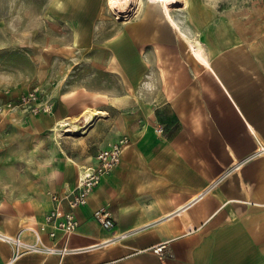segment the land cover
<instances>
[{
    "label": "crops",
    "instance_id": "crops-1",
    "mask_svg": "<svg viewBox=\"0 0 264 264\" xmlns=\"http://www.w3.org/2000/svg\"><path fill=\"white\" fill-rule=\"evenodd\" d=\"M145 14L100 20L94 38L82 25L76 43L55 39L54 111L0 115L23 143L0 165V264H264V0H188L174 12L206 61L166 19ZM58 60L81 63L79 82L64 80ZM124 136L119 164L75 210L76 232L53 241L51 193L74 187L79 166H95ZM101 208L112 230L94 216ZM35 233L67 250H16L8 239L35 243Z\"/></svg>",
    "mask_w": 264,
    "mask_h": 264
},
{
    "label": "rangeland",
    "instance_id": "rangeland-1",
    "mask_svg": "<svg viewBox=\"0 0 264 264\" xmlns=\"http://www.w3.org/2000/svg\"><path fill=\"white\" fill-rule=\"evenodd\" d=\"M100 20L118 21L107 8L106 0H0V103L5 101L7 91L18 95L41 86L50 92L62 78L51 73L54 68L49 57L55 39L73 38L76 43L82 25L89 28L84 30L86 37L94 38L96 31L92 28ZM109 33L104 31L102 35ZM69 55L74 57V53ZM56 62L58 69L64 66L66 82H79L71 77L81 72L78 60L71 65ZM77 86L72 83L64 88ZM65 128H56V135L65 133ZM21 146L23 143L12 141L0 124V165L8 163L10 152L21 150ZM12 147L16 149L13 151Z\"/></svg>",
    "mask_w": 264,
    "mask_h": 264
},
{
    "label": "built area",
    "instance_id": "built-area-1",
    "mask_svg": "<svg viewBox=\"0 0 264 264\" xmlns=\"http://www.w3.org/2000/svg\"><path fill=\"white\" fill-rule=\"evenodd\" d=\"M5 95V101L0 103V115L8 112H18L23 115L24 119H28L33 116L51 114L54 111L55 103L53 97L48 90L41 86H33L23 90L21 93H18V95L10 94L7 91ZM155 130L158 133H162L163 127H157ZM128 144L129 138L124 136L109 148L99 151L96 156V165L83 167L74 187L66 189L65 191L51 193L54 207L45 215V223L46 225L52 226V228L47 229V233L53 241L58 236V233L63 236H70L76 232L79 221L75 210L86 205L88 197L99 185L102 177L111 173L119 164L121 154ZM94 216L104 229L112 230L114 228V220L111 212L106 208L95 211ZM8 239L15 243L17 247L16 250H18L20 246L29 247L31 248L30 250H37V248H39L37 246L38 242L39 245H43L47 251L60 250L64 253L67 250L65 247L63 249L46 247L43 242L39 241L40 236L38 233L35 235L37 241L35 243H24L19 238ZM164 247V244L158 245L155 247L154 251L158 254H162Z\"/></svg>",
    "mask_w": 264,
    "mask_h": 264
},
{
    "label": "bare ground",
    "instance_id": "bare-ground-1",
    "mask_svg": "<svg viewBox=\"0 0 264 264\" xmlns=\"http://www.w3.org/2000/svg\"><path fill=\"white\" fill-rule=\"evenodd\" d=\"M187 4L188 0H106L107 8L112 16L118 21L129 23L142 11H146V14H154L158 17L162 16L176 30H179L193 53L200 57V59H204V61H206L202 45L199 42L197 44L193 43L189 37L182 32V29L174 16L175 11ZM95 115L96 112L93 110L85 111V116L88 121L94 120ZM62 123L65 122L62 121ZM56 130H59L58 126ZM68 131L70 130L65 128V132ZM82 170L83 167L79 166L78 177Z\"/></svg>",
    "mask_w": 264,
    "mask_h": 264
}]
</instances>
